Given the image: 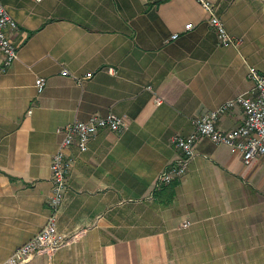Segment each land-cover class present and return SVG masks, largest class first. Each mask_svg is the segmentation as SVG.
<instances>
[{
  "label": "crops",
  "instance_id": "obj_1",
  "mask_svg": "<svg viewBox=\"0 0 264 264\" xmlns=\"http://www.w3.org/2000/svg\"><path fill=\"white\" fill-rule=\"evenodd\" d=\"M1 1L18 56L0 72V263L49 215L57 129L114 112L121 132L101 129L86 150H68L56 215L67 244L22 264H264L263 156L245 163L203 136L186 174L154 187L177 158L172 137L250 89V66L264 71V0H211L238 45L219 43L196 0ZM63 69L93 75L78 83ZM242 119L235 107L217 126Z\"/></svg>",
  "mask_w": 264,
  "mask_h": 264
},
{
  "label": "built area",
  "instance_id": "obj_2",
  "mask_svg": "<svg viewBox=\"0 0 264 264\" xmlns=\"http://www.w3.org/2000/svg\"><path fill=\"white\" fill-rule=\"evenodd\" d=\"M209 14L208 20L215 31L221 45H238L242 39L234 37L227 30L221 17L215 10L211 0H196ZM17 22L8 8L0 0V72H4L17 58L18 45L12 40L10 31L17 28ZM192 22L185 24V29H191ZM174 32L171 38H176ZM114 73L112 67L107 69ZM63 75H70L78 83L93 75L91 71L82 76L74 75L67 69L61 71ZM252 87L234 97H231L209 112L193 117V129L186 135H175L172 144L179 155L164 167L155 180V189L170 184L175 179L184 176L188 164L195 155L196 143L200 137H208L215 143L226 144L232 152H240L245 163H249L256 156L264 157V71L250 66L247 72ZM46 84L44 77L35 79V87L41 92ZM160 101V98H156ZM241 108L243 120L229 130L217 126L218 119L230 109ZM125 126V119L114 112L105 115L93 114L85 120L74 119L59 127L61 135L57 149L50 164L52 191L48 198L49 215L44 225L27 241L17 246L12 253L0 264H22L40 252L48 254L67 244L68 237L57 230L56 215L67 190L72 159L68 154L71 146L75 145L80 151L87 148L93 135L101 129L121 132ZM183 226H188L185 221Z\"/></svg>",
  "mask_w": 264,
  "mask_h": 264
},
{
  "label": "rangeland",
  "instance_id": "obj_3",
  "mask_svg": "<svg viewBox=\"0 0 264 264\" xmlns=\"http://www.w3.org/2000/svg\"><path fill=\"white\" fill-rule=\"evenodd\" d=\"M230 110H231V109H230ZM242 120H243V119H242ZM191 131H192V130H191ZM176 135H186V134H176ZM174 136H175V135H174ZM172 138H173V137H172ZM200 138H201V137H200ZM207 138H208V137H207ZM198 140H199V139H198ZM172 145H173V144H172ZM178 155H179V153H178ZM178 155H177V156H178ZM196 155H197V150L195 151V155H194V157H195ZM194 157H193V158H194ZM193 158H192V159H193ZM188 166H189V164H188ZM187 170H188V169H187Z\"/></svg>",
  "mask_w": 264,
  "mask_h": 264
}]
</instances>
